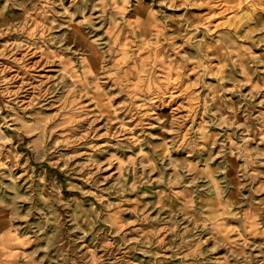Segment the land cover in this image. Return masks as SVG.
I'll use <instances>...</instances> for the list:
<instances>
[{"label": "rangeland", "instance_id": "rangeland-1", "mask_svg": "<svg viewBox=\"0 0 264 264\" xmlns=\"http://www.w3.org/2000/svg\"><path fill=\"white\" fill-rule=\"evenodd\" d=\"M0 264H264V0H0Z\"/></svg>", "mask_w": 264, "mask_h": 264}]
</instances>
